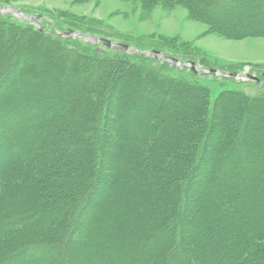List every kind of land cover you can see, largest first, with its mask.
<instances>
[{"label":"rangeland","instance_id":"obj_1","mask_svg":"<svg viewBox=\"0 0 264 264\" xmlns=\"http://www.w3.org/2000/svg\"><path fill=\"white\" fill-rule=\"evenodd\" d=\"M0 8V87L7 71L23 57L26 73L22 83L47 84L50 92L36 95L37 101L47 100L50 104L55 101L61 105L55 121L50 123L43 117L46 125L43 129L52 133L41 150L31 160L20 158L10 164L0 175L3 183L0 223L46 208L57 214L48 224L53 226L38 230L39 224L30 222L9 231L6 241L8 237L22 242L40 239L47 245L46 250L55 248L54 254L47 257L49 263L62 264V254L71 253L67 241L75 225L79 198L86 203L81 209L84 215L88 214L92 200L100 205L101 210L95 219L92 218L95 228L100 219H104V213L114 208L115 199L129 197L132 191L142 194L131 187L124 192L127 186L124 174L130 170L133 175L136 169L134 154L128 151L130 147L145 146L144 137L147 136L148 141L157 143L162 139V151L168 156L181 151L192 153V146L203 139L211 123L205 106L199 105L203 97L200 92L172 82L182 79L206 88L211 106L229 91L244 93L251 99L225 100L216 113L217 118L211 120L217 124L223 121L228 137L214 147L219 162L206 167L201 174L199 170L196 173L199 181L194 185L198 187V194L182 189L186 194V210H190L187 222H180L179 226L183 233L180 232L181 238L186 242L170 247L162 264H173L170 259L174 254H180L177 264H240V257L234 260L230 255L234 247L225 250V239L232 235L238 242L240 238V250L246 237L241 225L249 223L247 230L255 235L264 233L261 222L264 201L260 200L264 197L261 166L264 161V105L261 109L259 103H253V99L264 97V0H0ZM40 29L45 34L38 33ZM69 30L74 33L67 37ZM80 34L108 39L113 45H127L129 50L94 44L79 37ZM92 45L98 47L103 56L98 58ZM71 48L76 50L70 51ZM166 55L179 62L165 60ZM104 57L126 63L110 65L102 61ZM186 61L195 63L196 70L185 64ZM209 69L217 72H209ZM252 76L258 81L252 80ZM144 86L149 90L150 101L141 107L132 105L137 100L145 101ZM152 86L159 92L155 98L156 90L151 89ZM16 92L14 101L0 100V108L17 104L22 111H28L23 102V89ZM94 95L99 97L89 104ZM198 99L199 107L193 109V101ZM65 100L69 105L62 109ZM187 100L191 101L187 103ZM129 108L133 119L124 117ZM160 116L168 122V131L161 136L148 134L143 127L146 119L150 118L149 124H154ZM26 144L30 145L28 141ZM122 145L123 150H120ZM234 159L239 162L237 170H233ZM87 176L90 177L88 181ZM102 177H107L109 184L112 180L109 185L112 202L108 197L98 203L95 197L103 185ZM91 178H99V185L91 187ZM85 181L90 185L86 187L90 192L88 203L82 186ZM142 184L138 185L140 189ZM227 195L235 197L229 206L234 207L236 215L230 219L224 217V221L219 216L223 206L216 201L223 202ZM138 197L140 200L142 196ZM176 201L183 203V199ZM134 202V199L129 201L130 204ZM207 203L212 205L210 210H207ZM201 205L205 206L204 212ZM48 217L42 216L40 223L46 225ZM187 217L179 216L180 221ZM92 230L83 234L84 239L79 240L78 246L87 244L83 247L92 248L85 242L87 240L95 245L104 242L101 234L91 235ZM2 241L0 254L4 252L5 242ZM83 249L77 248V261L71 264H84L80 256ZM250 250L252 247L247 248L248 252ZM258 259L263 257H254L252 263L247 264H261Z\"/></svg>","mask_w":264,"mask_h":264},{"label":"trees","instance_id":"obj_2","mask_svg":"<svg viewBox=\"0 0 264 264\" xmlns=\"http://www.w3.org/2000/svg\"><path fill=\"white\" fill-rule=\"evenodd\" d=\"M38 33L41 35L45 34V32L42 30H38ZM91 48L95 50L94 54L98 58L99 56H103L104 53L99 52L98 50L100 49L98 47L92 45ZM72 49L76 50L71 48L70 51H72ZM25 60L26 59L22 57L18 63L14 65L11 71H7L6 79L0 87V100L3 102L10 101L11 99L14 101V95L17 93V89H23L25 93L23 102L29 108L26 112L22 111L17 106V104L0 108V175L5 172L10 164L18 162L20 158L23 160H31L34 155H36L37 152L41 150L43 143L48 138L50 139L52 133L51 130L46 131L43 129V127L46 126L43 121V117H46L50 123L55 121L58 117L57 109H60L61 107V105L55 101L53 104H50L47 100L37 101L36 95L38 96L39 94H42L43 91L47 93V91L50 90L47 87V84L39 85L34 81H26V83H22L23 75L26 73V70L23 67ZM99 60L101 61L102 59ZM102 61H105V63L110 65L114 64L115 62L117 64L123 62L120 60H115V58L112 59L111 57L106 59L104 57ZM151 72L154 71L151 70ZM161 79L168 81L170 80L166 77H161ZM172 82H178L180 85H182V87H191V89L200 92L201 97L203 96L204 98L202 97L200 104L199 99L197 101H193L192 107L194 109V107L196 108L197 106L199 107V105H204V111L208 116L207 119L210 121L209 123H211L212 126L210 125L208 132H206L204 135L202 134L203 139L198 141V144H194L192 146L194 149L192 153L191 151H181L168 156L166 152L162 151V139H160V142L157 143V141L154 140L148 141L147 136L144 137V142L146 144L145 146L142 145L141 147V145H134L130 147L128 151L130 154H134L133 159L135 161L134 166H136V169L134 172L135 174L133 175L130 174V170L124 174L125 177H127V181H125L127 186L124 192L128 191L130 189L129 187H131V189H137L142 194H136L131 190L132 194L129 197H127V194H125L126 197L123 196V199H115V201L113 200L114 204L116 202L114 208H112L111 211L104 213V219H100L98 225L95 227L96 229L92 225V218L95 219V215L97 212H99V210H101L99 209L100 205L96 204V202L91 199L92 201L89 203L90 209L87 207L89 209L87 212L88 214L84 215L81 209L86 203H83V198H79L77 206L78 212L75 216L77 221L75 219V222H73L75 225H73V228L70 231V239L67 241V247L69 246V252L71 253L66 251L64 253L62 252V264H71V262L75 263L77 261L78 257L75 254L78 252L77 248L83 249V246L87 245L82 244V246H78V244H81V241L79 240L81 238L84 239L83 234L90 229H93L91 235H94L95 237H98L101 234L104 237V242L100 241L97 245H95L96 243H92L93 241H90V243L89 240H87L88 242L85 241L88 243V245L91 244L90 247L92 248L87 247L82 250L80 256H82L81 259L84 261V264H162L165 254L170 249V247L172 248L174 244H180L182 241L183 243L186 242V240H182V235H180V232L181 234L183 233L179 228L180 222H187V215L190 213V210H186V194L184 195L183 190L185 189L189 191L190 194H198V187L194 185V182L199 181L196 173L199 170L201 171V174L207 168L219 162L217 161L219 158L215 157L214 147L218 142L223 141L226 137H228V129L224 128L225 124L223 121L222 124H217V121L212 123L211 120H215V118H217L216 113L225 100L229 98H241L243 100H247L249 96L244 93L229 91L223 93L217 100V103L214 106H211L209 97L210 93L206 88L182 79H177ZM151 89L156 90L157 88L152 86ZM143 90L145 91L144 94H146L145 101L142 103L137 100L135 101L136 104L133 102L132 105H138V107H141L145 104H148L151 99L150 95H147L149 90L146 88V86H144ZM158 93L159 92L156 90L155 94L153 93V97L155 98ZM98 97L99 96L97 95L96 97L95 95L91 97L92 99L89 104H93L94 99ZM255 99H253V103H256L257 105L259 103L260 107L264 105V97ZM190 101L191 100H187V103ZM68 105L69 101L65 100L62 102V109L67 108ZM261 109H263V107ZM125 111L126 114H123L124 117L126 119H133L132 110L129 108ZM152 114L157 117V113L154 111ZM149 119H146V123L144 120L142 121V123H145L143 127L146 128L148 134L152 135L155 133L157 135L159 133L160 136L166 134L169 127L166 125L168 122L164 121L163 117L160 116L158 122H155L154 124H149ZM116 122L117 120L115 119L114 123ZM198 130L201 133L202 130ZM27 141L30 143V145L26 144ZM142 142L143 141H141V144ZM256 145L259 144L257 143ZM120 150H123V145L122 148L120 147ZM137 152L139 153L137 154ZM127 156L129 157L128 154ZM141 163L143 165L140 167L139 165ZM123 164L125 163L123 162ZM238 165V159H234L233 170H237ZM261 166L264 170V161H262ZM250 167L251 166L249 164L248 169H250ZM105 168L106 167H103L102 169L105 170ZM141 176L143 177L141 178ZM88 179H90V177L87 178V181ZM100 179H102L103 185L99 188L100 191L95 193L98 203L102 202V200L108 199V197H110L109 200L112 202V187H109V185H112V180L109 184L107 177H102ZM100 179L98 178L97 180V178H91V187L97 185ZM87 181L83 182L82 186L85 190L83 192H85V194L87 193V197L84 196V198L86 197V201L88 203L90 202V196H88V193L90 194V192H87L89 188L86 189L88 185L86 183ZM134 181H136V183ZM141 183L143 184L140 189L138 185ZM1 184H3L2 181H0V188ZM138 196H142L140 200H138V198H140ZM169 197L170 199L168 200ZM236 197H238V195H236ZM177 198L179 200L183 199V203L177 204ZM262 198L263 199L260 200L264 201V197ZM133 199L135 202L130 204L129 201H133ZM156 199L160 200V202H158ZM234 199L235 197L232 198L230 195H227L225 200H222L223 202H220L219 199L216 201L219 206L220 204L223 206L219 216L222 217L224 221L226 220L224 217H229L230 219L236 215V213H234V207L229 206L230 200L234 201ZM209 206L212 205L209 203L207 210H210ZM201 210L204 212L205 206H203ZM239 210L242 211L241 208ZM45 215L49 216V221H47L48 223H46V225H43L40 222L41 217ZM55 215H57L55 211L52 210L49 212L46 210V208H42L41 212L37 211L31 215L14 218L4 223H0V241L3 240L2 243L5 242V244L2 245L4 247V252H1L0 254V264H16L19 261L20 263L18 264H51L49 263L47 257L50 254H54L55 248H52V251H50L51 249L46 250L47 245L41 243L40 239L38 241L31 239L30 241L22 242L20 239L13 240L12 237H8V240L6 241L5 238L9 231L26 226L30 222L38 223V230L52 227L53 224H48L49 222L51 223ZM180 215H185L187 218L183 219V221H180ZM261 222L264 224V218ZM241 227L243 234L246 235L244 238L243 247L239 250L238 244H240V238L237 242L234 241V237L230 235L228 239H225V250L226 247H234L235 249L230 255L234 257V260H238L237 257H240V259H242L240 260V264H247L251 262L254 257L257 258L260 256L263 257V259L258 260L261 262V264H264V247L262 246L264 243V233L257 232L258 235H255L250 229L247 230L248 227L250 228L249 223L241 225ZM136 228H138L137 231H135ZM48 230H53V228H48ZM188 230H190V227L189 229H186V231ZM258 230L259 229L257 228L256 231ZM52 234L53 232L51 235ZM250 247H252L253 250L248 252L247 248ZM100 252L102 254H100ZM224 253L225 252H223V255L221 254L222 258L225 256ZM179 255L174 254L172 259H170L173 261V264H177ZM226 258L227 257H225V259ZM192 261H195V258Z\"/></svg>","mask_w":264,"mask_h":264},{"label":"water","instance_id":"obj_3","mask_svg":"<svg viewBox=\"0 0 264 264\" xmlns=\"http://www.w3.org/2000/svg\"><path fill=\"white\" fill-rule=\"evenodd\" d=\"M0 10H2L1 8H0ZM19 16H21L20 14H18ZM72 34V32H70V35ZM77 36V35H76ZM79 37H81V38H83V39H86V40H88V41H91L92 43H94V44H98V43H102L103 45H105L106 47H108V48H111V47H115V48H117V49H121V50H129V46H127V45H123V44H115V45H113V43H112V41H110V40H108V39H98L97 37H89V36H85V35H78ZM140 53L142 54V55H144L145 54V52L143 51V52H141L140 51ZM153 53H155L156 55H157V57H159L160 56V53L159 52H154L153 51ZM167 60H171L173 63H178L179 61H178V59L177 58H173V57H169V56H164ZM191 65V66H195L194 64L195 63H193V62H188L187 63V65ZM193 70H196L195 69V67H194V69ZM209 72H213V73H216L217 72V70H214V69H211ZM231 76H232V74H231ZM247 79H249V77L247 76L246 77ZM252 80H256V81H258V79H254V78H256V77H254V76H252V77H250Z\"/></svg>","mask_w":264,"mask_h":264}]
</instances>
